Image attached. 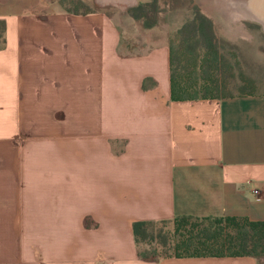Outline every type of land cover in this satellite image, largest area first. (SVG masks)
<instances>
[{
	"label": "crops",
	"instance_id": "crops-1",
	"mask_svg": "<svg viewBox=\"0 0 264 264\" xmlns=\"http://www.w3.org/2000/svg\"><path fill=\"white\" fill-rule=\"evenodd\" d=\"M82 1L0 0V264H261L144 260L132 223L264 220V91L171 100L169 42L114 17L150 0Z\"/></svg>",
	"mask_w": 264,
	"mask_h": 264
},
{
	"label": "trees",
	"instance_id": "trees-1",
	"mask_svg": "<svg viewBox=\"0 0 264 264\" xmlns=\"http://www.w3.org/2000/svg\"><path fill=\"white\" fill-rule=\"evenodd\" d=\"M70 12H87L69 8ZM154 9L155 0L139 3L127 9L135 19L141 17L146 8ZM0 47L4 45V20H0ZM170 99L192 100L200 98H224L233 94L220 95L217 71L222 60L220 46L213 30L212 20L197 6L191 8L189 16L169 40ZM146 86V82L143 83ZM249 94V93H248ZM164 221V220H161ZM152 220L132 223V232L137 253L144 260L182 256H253L264 262V220H249L236 216H176L173 218L171 235L161 233ZM155 242L161 248L156 254L140 252L138 245Z\"/></svg>",
	"mask_w": 264,
	"mask_h": 264
},
{
	"label": "rangeland",
	"instance_id": "rangeland-1",
	"mask_svg": "<svg viewBox=\"0 0 264 264\" xmlns=\"http://www.w3.org/2000/svg\"><path fill=\"white\" fill-rule=\"evenodd\" d=\"M69 8L84 10V6L77 0H65ZM202 0H155V8H146L139 19L124 13L114 14L120 25H127L139 39V31L143 38L151 40V35L163 37L169 42L175 31L185 18L189 16L191 8L197 6L199 10L212 20L214 34L220 46L222 60L217 76L221 82L220 95H242L264 91V27L256 20L239 17L224 16L216 10L210 11ZM208 8V9H207ZM232 11L228 14H233ZM1 43V38H0ZM173 219L155 222V228L161 233L171 235ZM156 254L162 253L155 242H145L138 245L140 252ZM264 264V262H260Z\"/></svg>",
	"mask_w": 264,
	"mask_h": 264
},
{
	"label": "bare ground",
	"instance_id": "bare-ground-1",
	"mask_svg": "<svg viewBox=\"0 0 264 264\" xmlns=\"http://www.w3.org/2000/svg\"><path fill=\"white\" fill-rule=\"evenodd\" d=\"M205 1L206 7L209 8L210 11L216 10L224 16H230L234 18L245 17L247 18V14L249 13L250 19H259L257 16L255 7L259 4L258 0H202ZM207 8V9H208ZM254 9V10H253ZM232 11L233 14H228V12ZM231 12V13H232ZM255 18V19H254ZM264 27V21L262 22Z\"/></svg>",
	"mask_w": 264,
	"mask_h": 264
},
{
	"label": "water",
	"instance_id": "water-1",
	"mask_svg": "<svg viewBox=\"0 0 264 264\" xmlns=\"http://www.w3.org/2000/svg\"><path fill=\"white\" fill-rule=\"evenodd\" d=\"M260 0H258V2H259ZM255 9V11H256V14H257V16H259V19H261L262 21H260V20H258V19H255L256 21H258L262 26H263V24H262V22L264 21V0H261L260 2H259V4L254 8ZM253 9V10H254ZM247 14V18H251L250 17V15H249V13H246Z\"/></svg>",
	"mask_w": 264,
	"mask_h": 264
},
{
	"label": "built area",
	"instance_id": "built-area-1",
	"mask_svg": "<svg viewBox=\"0 0 264 264\" xmlns=\"http://www.w3.org/2000/svg\"><path fill=\"white\" fill-rule=\"evenodd\" d=\"M253 192H254L255 194H257V193H258V189H254Z\"/></svg>",
	"mask_w": 264,
	"mask_h": 264
}]
</instances>
